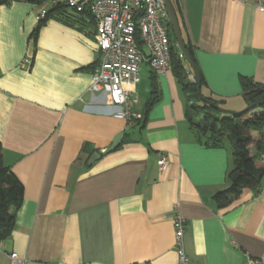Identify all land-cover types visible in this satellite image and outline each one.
Masks as SVG:
<instances>
[{
  "label": "crops",
  "instance_id": "obj_1",
  "mask_svg": "<svg viewBox=\"0 0 264 264\" xmlns=\"http://www.w3.org/2000/svg\"><path fill=\"white\" fill-rule=\"evenodd\" d=\"M256 1L170 0L201 93L233 111L246 106L240 77L264 85ZM41 6L0 1V144L23 186L0 264H14L11 252L17 264H175L177 213L191 264H264V175L257 188L215 204L228 186L231 149L197 140L172 64L156 74L142 62L139 81L125 85L135 92L136 118H116L106 91L87 90L99 59L94 24L51 16L34 41ZM152 85L157 100L142 122Z\"/></svg>",
  "mask_w": 264,
  "mask_h": 264
},
{
  "label": "trees",
  "instance_id": "obj_2",
  "mask_svg": "<svg viewBox=\"0 0 264 264\" xmlns=\"http://www.w3.org/2000/svg\"><path fill=\"white\" fill-rule=\"evenodd\" d=\"M0 1L6 2L7 0ZM25 1L37 5L48 4L44 17L37 20L32 30L31 36L34 41L37 38L39 29L51 16L70 24L92 23V21L86 22V17L90 18L87 9L83 12H75L63 3L50 5V0ZM166 28L170 40V63L182 91L186 95L185 119L189 127L194 131L199 142L215 147L223 145L226 141L231 149L232 166L227 172L228 186L213 195L215 204L218 207H224L237 199L243 189L257 188L264 175V100L239 114L220 113L211 105L200 101L196 94V82L191 81L187 76V70L183 65L186 60L183 56H180L168 21ZM185 47L193 59L191 47L186 43ZM94 65H92V68ZM202 81L200 76V87ZM240 86L246 105L264 94V85L256 83L248 77H240ZM204 97L221 106L215 98L211 96ZM156 100L157 95L152 85L151 96L141 118L142 122L148 109ZM251 147H254L253 151H251ZM22 195L23 186L10 168L4 164L0 144V240H5L14 227V211L21 204Z\"/></svg>",
  "mask_w": 264,
  "mask_h": 264
},
{
  "label": "built area",
  "instance_id": "obj_3",
  "mask_svg": "<svg viewBox=\"0 0 264 264\" xmlns=\"http://www.w3.org/2000/svg\"><path fill=\"white\" fill-rule=\"evenodd\" d=\"M63 3L75 12L89 10L96 31V49L99 59L91 70L90 92L106 91L109 104L114 106L112 115L131 120L136 114L130 110L136 95L125 85L139 81V66L142 62L156 74H164L170 67V40L166 23L168 15L164 0H50L49 4ZM256 6L264 11V0H257ZM48 4H42L36 18L44 17ZM180 56L181 53H180ZM189 79L194 76L189 72ZM159 168L166 164V157L160 154ZM173 249L175 264H191L184 250L185 224L177 213L173 217ZM4 251L0 240V254ZM14 264L19 261L15 252L10 253ZM242 264H259L248 259Z\"/></svg>",
  "mask_w": 264,
  "mask_h": 264
},
{
  "label": "water",
  "instance_id": "obj_4",
  "mask_svg": "<svg viewBox=\"0 0 264 264\" xmlns=\"http://www.w3.org/2000/svg\"><path fill=\"white\" fill-rule=\"evenodd\" d=\"M164 3H165V8H166V11H167V15H168V22H169V24L171 26L175 43H176V45H177V47L179 49V52L185 58L186 62L188 63V65L190 66V69L193 72V76H194V79H195V82H196V94H197V97H198V99L200 101L211 105L216 111H218L220 113L239 114V113H241L243 111L251 109L257 103H259L260 101L264 100V94H262L260 97H258L257 99H255L251 103L247 104L242 110L233 111V110L222 108L221 106L216 104L214 101L204 97L202 95V93H201V90H200V73H199L197 65L195 64L194 60L192 59L191 55L189 54V52L187 51V49L185 47V43L183 41V38H182V35H181V32H180V28H179V24H178V21H177L175 10H174L170 0H164ZM121 139H122V133H119L114 138V141H113L111 147L117 146L119 144V142L121 141ZM97 157H98V154L93 153L90 156V158L88 160V163L89 164L92 163Z\"/></svg>",
  "mask_w": 264,
  "mask_h": 264
},
{
  "label": "rangeland",
  "instance_id": "obj_5",
  "mask_svg": "<svg viewBox=\"0 0 264 264\" xmlns=\"http://www.w3.org/2000/svg\"><path fill=\"white\" fill-rule=\"evenodd\" d=\"M142 73H144V68H143V71L140 73V74H142ZM238 111V110H237Z\"/></svg>",
  "mask_w": 264,
  "mask_h": 264
},
{
  "label": "clouds",
  "instance_id": "obj_6",
  "mask_svg": "<svg viewBox=\"0 0 264 264\" xmlns=\"http://www.w3.org/2000/svg\"><path fill=\"white\" fill-rule=\"evenodd\" d=\"M195 81V80H194Z\"/></svg>",
  "mask_w": 264,
  "mask_h": 264
}]
</instances>
